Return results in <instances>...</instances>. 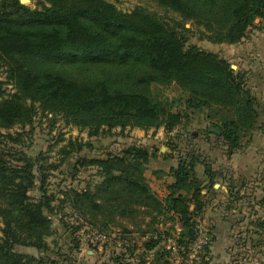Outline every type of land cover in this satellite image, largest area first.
Wrapping results in <instances>:
<instances>
[{"label": "trees", "instance_id": "1", "mask_svg": "<svg viewBox=\"0 0 264 264\" xmlns=\"http://www.w3.org/2000/svg\"><path fill=\"white\" fill-rule=\"evenodd\" d=\"M152 1L174 16L146 7L124 11L108 0H37L34 8L0 0V68L5 74L0 81V264H71L67 255L44 256L46 238L53 234L51 216L62 213L59 221L66 225V206L90 229L87 234L107 235L102 244L88 243L95 253L101 247L108 254L96 264H144L150 252L148 264H174L164 240L175 222L181 226L180 244L194 238L195 218L207 204L202 190L213 189L218 172L216 160L201 151L179 154L167 173L158 171L172 179L160 197L145 176L157 150L131 143L104 157L77 155L72 173L91 166L93 178L100 180L69 187L56 198L47 180L58 164L45 152L24 150L39 114L51 116L50 129L59 117L88 137L116 129L123 134L162 127L169 133L200 114L225 157L247 145L243 138L253 130L264 135V103L257 107L244 74L217 53L187 44L194 31L213 43H238L257 19L264 20V0ZM4 84L13 90L1 89ZM170 86L178 96L164 95L162 89ZM15 127L20 131L11 132ZM88 144L70 139L57 150L60 161ZM197 165L204 168L205 185ZM110 223L118 226L114 233L107 231ZM134 235L144 239L138 242ZM18 246L36 252H19Z\"/></svg>", "mask_w": 264, "mask_h": 264}, {"label": "rangeland", "instance_id": "2", "mask_svg": "<svg viewBox=\"0 0 264 264\" xmlns=\"http://www.w3.org/2000/svg\"><path fill=\"white\" fill-rule=\"evenodd\" d=\"M36 1L37 0H24L22 4L34 8ZM108 1L124 11L132 10L135 7H146L167 18L174 16L173 13L165 11L152 0ZM186 27H190V24L187 23ZM187 44L196 45L203 50L217 53L230 63V67L234 66V68L231 67L232 69L240 70L241 73L244 74L246 86L257 101V107H261L264 103V20L260 21L257 19L253 27L247 28L246 35L238 43H213L201 38L199 34L194 31L190 33ZM0 81H5V74L2 68H0ZM1 89L13 90V87L11 84H4ZM162 90L164 95L169 98H174L179 94V91L174 86L163 88ZM50 117L51 116L44 117L42 114L36 116L31 127L32 132L27 137L24 150L34 155L38 154V152H45V156L49 157L48 159L52 164H58L57 169L48 173L49 176L47 180V188L56 198H61V192L69 187L82 188L92 180H100V178L96 176L93 178L95 169H92L91 166L85 168L80 167L79 170L72 173V165L79 154L93 158L104 157L108 153H118L124 146L131 143L145 145L149 149L153 148L157 150V157L153 159L152 171L150 174L147 171V174L154 188L157 183H154L153 177L159 175V173H156L160 170L158 168H167L170 164H176L179 154H185L193 150L195 152L201 151L203 155L212 160L218 158L224 160L225 158V152L222 151V147L217 148L216 144L212 143L215 140L213 133H206L205 129L209 125L208 122L202 119L203 117L200 114L192 115L188 123H185L184 126L182 124L175 127V129L169 133H166L162 127L149 130L132 129L125 131L123 134L116 129L114 131L112 130L110 134L92 137H88L87 132L84 130L80 131L75 126L66 125L59 117H56V122L50 129L51 126L48 121ZM29 129L30 127L26 126L24 130ZM16 130L20 131L18 127L10 131L14 132ZM263 136L260 130H253L243 138L244 141H248V147L246 146L247 148L245 147L244 149L243 163L246 165L243 172L248 176L246 182L250 183V185H254L255 182L261 185L264 183ZM60 137L61 141L54 144L56 139ZM74 138H78L89 144L84 146L78 154L74 153L68 155L67 158L61 162V156L57 153L58 148L68 144L70 139ZM170 142L173 146H176V151L171 150L168 145ZM52 144L53 148L50 150ZM165 154H167V157H164ZM162 172L165 171L163 170ZM37 193V190L31 192L32 195ZM53 204L56 206L57 199ZM64 212L66 215L63 221L66 225L59 221L62 213L52 214L51 216L53 234L46 238L49 244V250L44 255L45 259L53 260L54 258H58V255H56L58 253L59 256H69L68 258L71 264H84L86 260H88L86 259L88 255L87 249L90 248V245H88L86 239L90 229H88L86 225H82L81 221H77L75 215L71 213V209L68 206L65 207ZM145 220H147V216ZM120 222L123 223L124 221L120 220ZM77 226L80 227L75 230ZM1 227L2 223L0 221V229ZM164 227L167 226L164 225ZM116 229H118V226L110 223L107 231L114 233ZM172 231H174V229ZM172 231L170 232L171 235ZM16 249L22 253L35 254L36 252L35 249L24 246H18ZM91 260H93V258H91Z\"/></svg>", "mask_w": 264, "mask_h": 264}, {"label": "crops", "instance_id": "3", "mask_svg": "<svg viewBox=\"0 0 264 264\" xmlns=\"http://www.w3.org/2000/svg\"><path fill=\"white\" fill-rule=\"evenodd\" d=\"M246 146L248 147V143L224 160L216 159L213 169L221 175L217 172L214 176L213 189L206 186L202 190L207 204L195 220L206 225L211 235L206 264H264V203L260 202L264 197V190L263 185L259 183L250 185L246 182L248 176L243 172L246 165L243 163ZM152 163L153 159H150L145 171L147 178V171L149 174L152 171ZM174 165L176 164H170L167 168H158L160 169L158 171L164 170L167 173ZM196 173L205 180L204 185L207 184L202 165L196 166ZM153 180L157 184L154 188L149 179L151 188L163 197L166 193V185L172 180L171 177L164 174L160 178L153 177ZM229 184L235 187L230 188ZM232 190L231 194H237L235 200H232L234 197L229 193ZM173 227L172 234L178 236L181 231L180 224L175 222ZM134 237L138 242L144 239L137 235ZM87 251L88 260L84 264H96L108 258L106 250L103 251L101 247L98 248V253L90 248ZM152 255L153 253L150 252L145 257L144 264L149 263ZM168 259L170 260L169 256Z\"/></svg>", "mask_w": 264, "mask_h": 264}, {"label": "built area", "instance_id": "4", "mask_svg": "<svg viewBox=\"0 0 264 264\" xmlns=\"http://www.w3.org/2000/svg\"><path fill=\"white\" fill-rule=\"evenodd\" d=\"M87 243L102 244L107 235L100 232H92L87 235ZM177 234L167 236L164 240V250L168 252L170 260L174 264H204L206 260V249L208 248L211 235L206 225L201 222L194 227V238L186 245L180 244Z\"/></svg>", "mask_w": 264, "mask_h": 264}, {"label": "water", "instance_id": "5", "mask_svg": "<svg viewBox=\"0 0 264 264\" xmlns=\"http://www.w3.org/2000/svg\"><path fill=\"white\" fill-rule=\"evenodd\" d=\"M24 0H20L21 3H23ZM232 68H234V66H231Z\"/></svg>", "mask_w": 264, "mask_h": 264}]
</instances>
